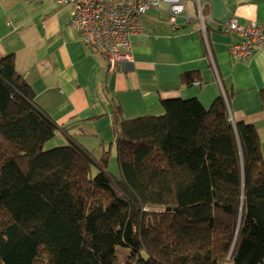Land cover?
I'll use <instances>...</instances> for the list:
<instances>
[{"label": "trees", "instance_id": "obj_1", "mask_svg": "<svg viewBox=\"0 0 264 264\" xmlns=\"http://www.w3.org/2000/svg\"><path fill=\"white\" fill-rule=\"evenodd\" d=\"M163 108L116 109L115 178L108 152L97 162L75 143L44 149L56 125L14 57L0 59V264H264L256 128L234 125L223 98Z\"/></svg>", "mask_w": 264, "mask_h": 264}, {"label": "crops", "instance_id": "obj_2", "mask_svg": "<svg viewBox=\"0 0 264 264\" xmlns=\"http://www.w3.org/2000/svg\"><path fill=\"white\" fill-rule=\"evenodd\" d=\"M71 13L56 0H0V59L14 57L37 106L55 123L58 144L75 143L98 162L116 147L117 108L136 119L162 115L165 100L195 98L209 109L223 98L234 125L256 128L264 158V48L234 58L238 39L223 27L231 18L264 22V0H188L178 28L161 3L141 17L133 60L114 71L82 42Z\"/></svg>", "mask_w": 264, "mask_h": 264}, {"label": "built area", "instance_id": "obj_3", "mask_svg": "<svg viewBox=\"0 0 264 264\" xmlns=\"http://www.w3.org/2000/svg\"><path fill=\"white\" fill-rule=\"evenodd\" d=\"M72 8V25L82 42L99 49L110 70L133 60L132 37L144 33L141 17L161 3L167 5L169 23L180 27L178 19L186 13L188 0H56ZM223 27L238 41L230 47L234 58H249L264 48V22L241 24L231 18ZM195 82L194 85H199Z\"/></svg>", "mask_w": 264, "mask_h": 264}, {"label": "rangeland", "instance_id": "obj_4", "mask_svg": "<svg viewBox=\"0 0 264 264\" xmlns=\"http://www.w3.org/2000/svg\"><path fill=\"white\" fill-rule=\"evenodd\" d=\"M58 136H55L51 141H49L48 143L45 144L44 149L46 151L48 150H52L55 147H60V145H64V144H58L56 142ZM68 143H66L67 145ZM109 153V162H108V172L109 174L112 175V177L118 178L120 175V169H119V164H118V157H117V150L116 147H112V148H108L106 149ZM93 169V174H97L99 171V166H97V164H94V166L92 167ZM119 251H123L127 254V251L130 252L128 249L126 248H122V247H118L117 249V256H120V252ZM120 264H125L122 259L120 258Z\"/></svg>", "mask_w": 264, "mask_h": 264}]
</instances>
